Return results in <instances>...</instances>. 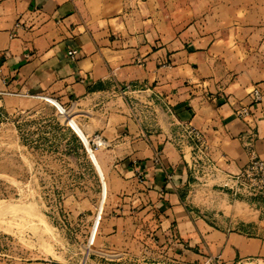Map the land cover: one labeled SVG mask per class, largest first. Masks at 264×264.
<instances>
[{"label": "crops", "instance_id": "crops-1", "mask_svg": "<svg viewBox=\"0 0 264 264\" xmlns=\"http://www.w3.org/2000/svg\"><path fill=\"white\" fill-rule=\"evenodd\" d=\"M131 16L120 0H0V116L22 95L42 97L105 140L98 164L115 204L99 207L88 243L98 230L99 246L120 253L147 245L185 264L264 263L263 220L260 235L213 230L182 198L196 160L188 131L224 185L264 158L261 115H234L264 79V0H177Z\"/></svg>", "mask_w": 264, "mask_h": 264}, {"label": "rangeland", "instance_id": "rangeland-1", "mask_svg": "<svg viewBox=\"0 0 264 264\" xmlns=\"http://www.w3.org/2000/svg\"><path fill=\"white\" fill-rule=\"evenodd\" d=\"M120 1L132 18L171 11L177 4ZM19 101L18 110L0 116V207L5 206L0 210V264L30 263L36 257L58 264H151L160 250L147 245L120 253L99 246L98 230L93 244L88 243L99 207L103 216L115 204L98 164L105 147L90 150L72 110L63 112L42 97L25 95ZM105 105L114 107L115 98ZM189 144L196 161L182 198L191 215L204 219L213 230L260 235L264 198L234 192L232 184L218 182L204 149ZM246 262L264 264L255 260L240 264Z\"/></svg>", "mask_w": 264, "mask_h": 264}, {"label": "built area", "instance_id": "built-area-1", "mask_svg": "<svg viewBox=\"0 0 264 264\" xmlns=\"http://www.w3.org/2000/svg\"><path fill=\"white\" fill-rule=\"evenodd\" d=\"M16 26H18V24H16ZM75 53L76 51L74 49L68 51L69 56H73ZM2 94L5 93L0 92V95ZM59 107L63 108V112L65 109L69 111V109L61 105H59ZM255 113L261 115V117L258 118L259 121L264 120V79L254 83L250 87L247 92L246 102L242 105H239L234 111L235 117L241 121L250 120ZM70 128L72 129V127ZM86 136L88 138L87 145L90 147V150L94 151L100 149L101 147H106V142L100 135L92 134ZM188 138L194 146H199L200 136L196 131H188ZM80 140L82 141L81 138ZM84 147L87 152V148L85 145ZM154 162L158 163V158H155ZM230 181L232 183V186L234 187V192H237L238 190H243L249 195L260 196L264 198V158L255 155L251 156L250 160L243 167V169H241L238 173L230 177ZM167 258L168 257H166V255H164L162 251H160L158 252L157 257L153 259V262L151 264H185L179 261L178 259Z\"/></svg>", "mask_w": 264, "mask_h": 264}, {"label": "bare ground", "instance_id": "bare-ground-1", "mask_svg": "<svg viewBox=\"0 0 264 264\" xmlns=\"http://www.w3.org/2000/svg\"><path fill=\"white\" fill-rule=\"evenodd\" d=\"M87 140H88V138H87ZM3 209H5V206H2V207H0V210H3ZM94 228V227H93ZM93 234H94V230L92 231V233H91V237L93 236ZM240 264V263H239ZM245 264H251V262H246Z\"/></svg>", "mask_w": 264, "mask_h": 264}]
</instances>
